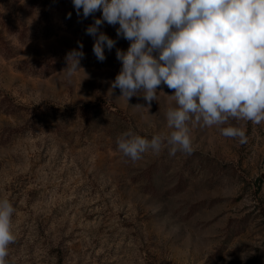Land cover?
<instances>
[{"label": "rangeland", "instance_id": "1", "mask_svg": "<svg viewBox=\"0 0 264 264\" xmlns=\"http://www.w3.org/2000/svg\"><path fill=\"white\" fill-rule=\"evenodd\" d=\"M68 13L71 17L68 18ZM72 0H0V198L15 208L10 264H264V123L230 120L248 142L190 124L194 152L132 161L116 139L168 133L166 85L147 107L110 93L130 42L106 59ZM118 27V25L116 26ZM80 70L62 72L79 50ZM89 108L83 115L82 108ZM223 125L221 127H226ZM243 256V258H242Z\"/></svg>", "mask_w": 264, "mask_h": 264}, {"label": "clouds", "instance_id": "2", "mask_svg": "<svg viewBox=\"0 0 264 264\" xmlns=\"http://www.w3.org/2000/svg\"><path fill=\"white\" fill-rule=\"evenodd\" d=\"M77 16L102 11L86 29L93 37V53L106 59L116 41L100 31L103 23L116 28L117 37L130 42L126 51L117 49L121 69L111 82L128 101L142 95L149 109L157 101L158 88L174 90L165 111L168 133L149 140L129 129L116 139L117 149L132 161L151 151L159 154L194 152L190 124L219 127L221 135L248 142L246 128L230 120L264 123V0H72ZM68 18L71 13H68ZM118 25V27H116ZM79 50L66 54L70 78L84 56ZM228 125L226 127H221ZM15 208L0 198V264H10L9 246L16 237L12 230ZM243 258V256H242Z\"/></svg>", "mask_w": 264, "mask_h": 264}, {"label": "trees", "instance_id": "3", "mask_svg": "<svg viewBox=\"0 0 264 264\" xmlns=\"http://www.w3.org/2000/svg\"><path fill=\"white\" fill-rule=\"evenodd\" d=\"M82 108L83 110V115L84 116H87L90 112L88 111L89 108L88 107H85V106H80V109ZM0 109H1V102H0Z\"/></svg>", "mask_w": 264, "mask_h": 264}]
</instances>
